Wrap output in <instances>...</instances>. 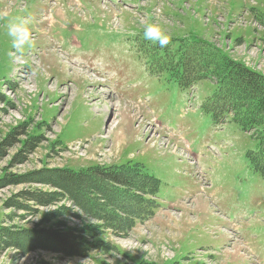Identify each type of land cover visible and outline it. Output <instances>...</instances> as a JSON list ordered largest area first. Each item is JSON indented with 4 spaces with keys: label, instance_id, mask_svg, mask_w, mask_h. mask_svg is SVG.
<instances>
[{
    "label": "rangeland",
    "instance_id": "374dc122",
    "mask_svg": "<svg viewBox=\"0 0 264 264\" xmlns=\"http://www.w3.org/2000/svg\"><path fill=\"white\" fill-rule=\"evenodd\" d=\"M0 13V179L137 167L160 180L154 216L123 235L63 191L9 206L48 184H1L0 226L73 229L89 250L5 245L0 264H264V178L248 158L263 126L219 124L201 107L215 66L264 77V0H0ZM17 17L30 20V48L12 47ZM147 22L166 48L143 38Z\"/></svg>",
    "mask_w": 264,
    "mask_h": 264
},
{
    "label": "trees",
    "instance_id": "16d2710c",
    "mask_svg": "<svg viewBox=\"0 0 264 264\" xmlns=\"http://www.w3.org/2000/svg\"><path fill=\"white\" fill-rule=\"evenodd\" d=\"M215 67V88L202 107L217 122H223V119L232 115L231 119L242 130L263 126L256 134L257 147L248 152V158L253 170L264 177V77L230 61ZM137 181L139 189L135 186ZM20 182L48 184L55 190L20 191L16 196L20 202L18 199L10 201L9 206L26 209L27 202L41 206L49 205L55 202L63 191L79 208L108 221L109 228L120 235L127 234L135 221H144L152 216L157 207V201L154 199L159 181L150 174L139 171L137 167L124 172H113L111 169L100 167L79 172L65 168H45L33 174L15 177L11 181L0 179V185ZM136 190L143 196L136 198ZM52 214L53 212H48L45 215ZM43 239L48 245L43 244ZM81 239V234L73 229L60 231L52 227L36 226L32 229L12 231L0 226V247L11 245L22 250L40 247L70 256H83L89 248Z\"/></svg>",
    "mask_w": 264,
    "mask_h": 264
},
{
    "label": "clouds",
    "instance_id": "9594fccd",
    "mask_svg": "<svg viewBox=\"0 0 264 264\" xmlns=\"http://www.w3.org/2000/svg\"><path fill=\"white\" fill-rule=\"evenodd\" d=\"M6 15V13H0V19ZM29 25L30 20L24 17H17L7 25V35L14 49L22 50L32 46ZM143 38L158 45L161 49L166 48L171 42L170 36L157 22H147L143 25Z\"/></svg>",
    "mask_w": 264,
    "mask_h": 264
}]
</instances>
